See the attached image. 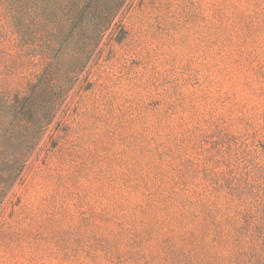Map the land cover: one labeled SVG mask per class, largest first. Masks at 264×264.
Listing matches in <instances>:
<instances>
[{
  "label": "rangeland",
  "instance_id": "1",
  "mask_svg": "<svg viewBox=\"0 0 264 264\" xmlns=\"http://www.w3.org/2000/svg\"><path fill=\"white\" fill-rule=\"evenodd\" d=\"M55 9L42 13L46 28L24 15L0 23V264H146L152 255L140 248L116 263L83 248L127 204L112 190L130 173L129 129L166 115L187 122L188 152L202 162L201 174L190 163L191 186L215 172L247 198L238 202L249 219L240 212V226L222 232L250 234L252 250H264L255 200L264 196V0H66ZM143 244L162 249L152 237Z\"/></svg>",
  "mask_w": 264,
  "mask_h": 264
},
{
  "label": "trees",
  "instance_id": "2",
  "mask_svg": "<svg viewBox=\"0 0 264 264\" xmlns=\"http://www.w3.org/2000/svg\"><path fill=\"white\" fill-rule=\"evenodd\" d=\"M64 1L0 0V23L10 27L15 18L24 15L46 28L49 24L42 13L48 8L59 10ZM180 95L183 98L185 94L182 91ZM165 98L162 95L160 111L168 104ZM179 106L183 108L184 104ZM166 117L155 122L146 117L144 122L129 129L131 143L135 145L127 158L130 173L123 178L126 183L114 181L112 190L113 194L127 200V204L124 208L116 206L110 210L112 227L104 229L103 233H94L89 237L93 240L88 239L82 248L93 254L98 263L104 258L116 263L119 260L115 254L140 248L142 253L152 255L151 259L143 257L146 264H170L176 252L181 254L179 262L183 264H255L256 261L264 264V250H252V235L244 237L222 232L226 222L232 229L240 226V212L249 219L246 213L250 211L238 202L247 198L237 197L233 194L235 190L225 191L215 172L212 177L205 174L204 178H197L191 186L190 163L198 164V174H201L202 162L192 159L188 152L187 122H173L170 116ZM137 152L142 156H137ZM136 165H140L139 173L132 171ZM229 187L235 189L233 185ZM225 192L230 201L224 200ZM255 200L264 205L263 195L258 194ZM146 237L155 238L162 249L150 254L145 252L143 239ZM178 238L185 239L184 244L179 243ZM259 242L264 247V236ZM79 259L81 263L85 257L80 255Z\"/></svg>",
  "mask_w": 264,
  "mask_h": 264
}]
</instances>
